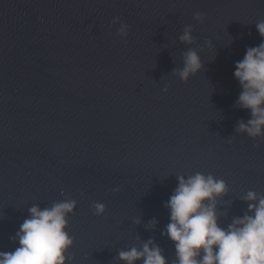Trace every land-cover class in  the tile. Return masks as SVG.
Masks as SVG:
<instances>
[{
  "label": "water",
  "instance_id": "water-1",
  "mask_svg": "<svg viewBox=\"0 0 264 264\" xmlns=\"http://www.w3.org/2000/svg\"><path fill=\"white\" fill-rule=\"evenodd\" d=\"M262 20L264 0H0V251L19 246L31 207L70 200L69 264H128L120 252L149 241L177 264L165 202L197 172L227 183L220 227L251 215L264 138L236 131L250 113L233 73L264 42ZM189 49L203 70L183 82L173 70Z\"/></svg>",
  "mask_w": 264,
  "mask_h": 264
},
{
  "label": "clouds",
  "instance_id": "clouds-1",
  "mask_svg": "<svg viewBox=\"0 0 264 264\" xmlns=\"http://www.w3.org/2000/svg\"><path fill=\"white\" fill-rule=\"evenodd\" d=\"M194 19L203 24L206 15L196 13ZM112 23L120 24L118 35L126 39L129 26L121 23L119 17ZM256 28L264 37V20L259 21ZM192 31V26L185 27L180 41L192 44L195 39ZM234 68V78L241 88L236 104L250 113L247 122H238L236 131L252 139L264 138V42L246 48L244 57ZM202 70L200 55L195 49H189L183 54V67L174 69L173 74L188 82ZM168 90V87L163 89L165 93ZM177 179L176 189L165 202L170 222L162 233L175 244L177 264H264V197L258 199L255 192H248L244 199L250 202L252 214L235 218L225 229L218 224L215 200L227 192V183L200 172L187 179L184 176ZM75 206V201L66 200L50 208L31 207L29 218L23 221L13 238L19 246L12 252L0 251V264H69L72 259L69 249L74 238L66 230L67 215ZM94 209V215L99 216L106 206L96 203ZM119 255L128 264L139 259H143L144 264H166L161 249L152 241L145 243L142 250L132 248Z\"/></svg>",
  "mask_w": 264,
  "mask_h": 264
}]
</instances>
